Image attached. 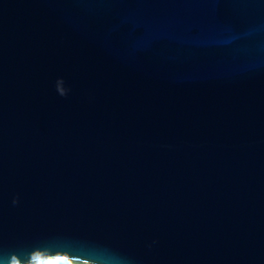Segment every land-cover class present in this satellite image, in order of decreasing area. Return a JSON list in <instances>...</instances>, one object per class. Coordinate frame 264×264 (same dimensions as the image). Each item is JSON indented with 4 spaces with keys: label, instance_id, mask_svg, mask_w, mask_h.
<instances>
[{
    "label": "water",
    "instance_id": "95a60500",
    "mask_svg": "<svg viewBox=\"0 0 264 264\" xmlns=\"http://www.w3.org/2000/svg\"><path fill=\"white\" fill-rule=\"evenodd\" d=\"M0 264H264V0H0Z\"/></svg>",
    "mask_w": 264,
    "mask_h": 264
}]
</instances>
